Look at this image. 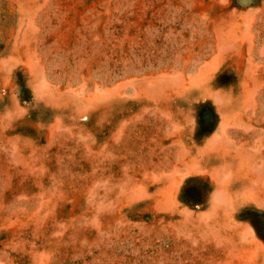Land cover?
Here are the masks:
<instances>
[{
    "label": "rangeland",
    "instance_id": "1",
    "mask_svg": "<svg viewBox=\"0 0 264 264\" xmlns=\"http://www.w3.org/2000/svg\"><path fill=\"white\" fill-rule=\"evenodd\" d=\"M0 264H264V0H0Z\"/></svg>",
    "mask_w": 264,
    "mask_h": 264
}]
</instances>
